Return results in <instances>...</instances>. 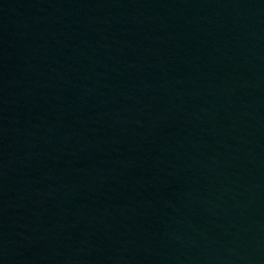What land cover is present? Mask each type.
I'll return each mask as SVG.
<instances>
[{
  "label": "water",
  "instance_id": "1",
  "mask_svg": "<svg viewBox=\"0 0 264 264\" xmlns=\"http://www.w3.org/2000/svg\"><path fill=\"white\" fill-rule=\"evenodd\" d=\"M0 264H264V0H0Z\"/></svg>",
  "mask_w": 264,
  "mask_h": 264
}]
</instances>
